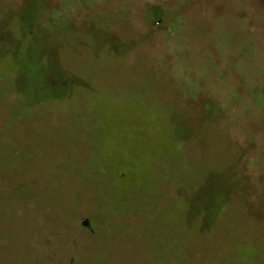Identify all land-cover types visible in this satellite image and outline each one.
Wrapping results in <instances>:
<instances>
[{
	"label": "rangeland",
	"instance_id": "rangeland-1",
	"mask_svg": "<svg viewBox=\"0 0 264 264\" xmlns=\"http://www.w3.org/2000/svg\"><path fill=\"white\" fill-rule=\"evenodd\" d=\"M0 105V264H264V0H0Z\"/></svg>",
	"mask_w": 264,
	"mask_h": 264
},
{
	"label": "flooded vegetation",
	"instance_id": "flooded-vegetation-1",
	"mask_svg": "<svg viewBox=\"0 0 264 264\" xmlns=\"http://www.w3.org/2000/svg\"><path fill=\"white\" fill-rule=\"evenodd\" d=\"M84 218H87V217H84ZM84 218H82V220L80 221V225H78V227H76V228H79V229H83V230H85V232L87 231V238H88V236L89 235H92V237L94 236V232H93V230H95L94 228H93V225L91 224V222H90V220H89V218H88V224H86V225H83V220H84ZM91 219V218H90ZM66 227H68V226H66ZM65 230H67V231H69V237H70V242H69V245H71V243H73V244H76V242H73L74 240H75V238H76V236L73 234V233H71V230H70V228L68 227V228H66ZM65 230H62V231H65ZM58 231V230H57ZM61 231V230H60ZM69 245H67L66 244V248L67 247H69ZM77 244H76V246H74V247H72L71 246V248L69 247L68 248V251H69V249H71L70 251H69V253H68V256H69V258H68V264H72V263H74L75 262V259H76V255H75V253H74V251L77 249ZM67 251V252H68ZM54 254V253H53Z\"/></svg>",
	"mask_w": 264,
	"mask_h": 264
},
{
	"label": "trees",
	"instance_id": "trees-1",
	"mask_svg": "<svg viewBox=\"0 0 264 264\" xmlns=\"http://www.w3.org/2000/svg\"><path fill=\"white\" fill-rule=\"evenodd\" d=\"M152 15L154 16V18L156 19V21H159L161 18H162V16H163V12L161 11V10H159V9H155L153 12H152ZM3 74H5V72H3ZM13 91L16 93V98H14V99H9L8 97H7V94L6 93H1V99H2V101L4 102V103H8V102H10V103H14V106H15V109H16V107H19V105H17V103L19 102V100L21 99L20 97H19V95L22 93V92H19V90H17V89H13ZM17 105V106H16ZM2 105H0V110H2V111H4L5 110V107L3 106V107H1ZM4 108V109H3ZM0 142H1V140H0ZM2 147H3V144H0V150L2 149ZM19 152V151H18ZM18 152H17V154H18ZM72 199H75V198H72ZM67 205L68 204H70V203H74V200H72L71 201V199L68 201V202H65ZM76 215H78V214H73L72 215V218L70 217V215H69V218H71V219H73L75 222L77 221V219H78V217L76 216Z\"/></svg>",
	"mask_w": 264,
	"mask_h": 264
},
{
	"label": "water",
	"instance_id": "water-1",
	"mask_svg": "<svg viewBox=\"0 0 264 264\" xmlns=\"http://www.w3.org/2000/svg\"><path fill=\"white\" fill-rule=\"evenodd\" d=\"M88 218H84V220H83V225H86V224H88Z\"/></svg>",
	"mask_w": 264,
	"mask_h": 264
}]
</instances>
